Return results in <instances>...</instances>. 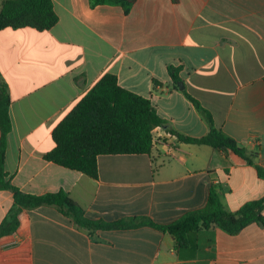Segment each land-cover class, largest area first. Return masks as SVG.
Instances as JSON below:
<instances>
[{
  "label": "crops",
  "instance_id": "obj_1",
  "mask_svg": "<svg viewBox=\"0 0 264 264\" xmlns=\"http://www.w3.org/2000/svg\"><path fill=\"white\" fill-rule=\"evenodd\" d=\"M51 1L58 17L51 28L0 30L11 119L4 169L14 186L63 190L90 219L157 224L203 208L211 186L231 212L264 195L256 170H264V0H135L126 13L89 0ZM169 65L253 164L178 138L202 137L210 126ZM107 72L165 120L153 129L151 151L99 155L96 178L44 159L53 129ZM12 204V191L1 189L0 223ZM0 264H264V224L234 235L199 227L178 247L151 225L89 230L42 205L22 209L16 229L0 237Z\"/></svg>",
  "mask_w": 264,
  "mask_h": 264
},
{
  "label": "trees",
  "instance_id": "obj_2",
  "mask_svg": "<svg viewBox=\"0 0 264 264\" xmlns=\"http://www.w3.org/2000/svg\"><path fill=\"white\" fill-rule=\"evenodd\" d=\"M135 0H89L90 6L119 5L126 13ZM58 21L51 0H4L0 8V30L3 28L32 27L43 31ZM175 83L181 81L179 67L168 66ZM209 123V132L202 137L178 134L181 141L209 145L215 149L231 151L253 164L250 154L239 146L213 122L211 113L183 89ZM10 97L7 85L0 82V190L8 189L13 194L12 207L0 223V237L12 233L18 224L22 209H33L42 205L58 207L78 226L94 229L129 228L151 225L171 234L176 246L187 244L188 235L199 227L216 226L228 234H237L252 222L264 224V195L245 202L237 211L225 209L219 191L211 186L206 205L187 212L168 224H157L149 218H129L114 221L90 219L83 208L67 192L59 190L44 194H31L11 183L4 169L7 135L11 130L9 115ZM164 126L149 98L143 97L118 84L113 73H104L88 93L71 109L52 131L54 147L44 159L63 167L77 170L91 178L98 174L97 157L103 154H142L152 148V131ZM257 175L264 179V170L256 165Z\"/></svg>",
  "mask_w": 264,
  "mask_h": 264
},
{
  "label": "water",
  "instance_id": "obj_3",
  "mask_svg": "<svg viewBox=\"0 0 264 264\" xmlns=\"http://www.w3.org/2000/svg\"><path fill=\"white\" fill-rule=\"evenodd\" d=\"M178 86H179L180 89H183V82L180 81V82L178 83Z\"/></svg>",
  "mask_w": 264,
  "mask_h": 264
},
{
  "label": "built area",
  "instance_id": "obj_4",
  "mask_svg": "<svg viewBox=\"0 0 264 264\" xmlns=\"http://www.w3.org/2000/svg\"><path fill=\"white\" fill-rule=\"evenodd\" d=\"M153 143H154V136H153V133H152V145H153Z\"/></svg>",
  "mask_w": 264,
  "mask_h": 264
}]
</instances>
